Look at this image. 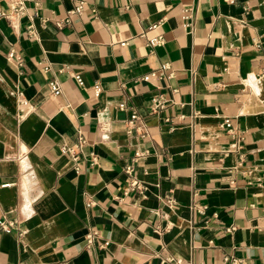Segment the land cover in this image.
Returning a JSON list of instances; mask_svg holds the SVG:
<instances>
[{
    "label": "crops",
    "instance_id": "0c3cea01",
    "mask_svg": "<svg viewBox=\"0 0 264 264\" xmlns=\"http://www.w3.org/2000/svg\"><path fill=\"white\" fill-rule=\"evenodd\" d=\"M161 62L169 77L141 79ZM78 135L74 168L60 144ZM3 216L0 264H264V0H27L19 23L0 16Z\"/></svg>",
    "mask_w": 264,
    "mask_h": 264
},
{
    "label": "built area",
    "instance_id": "2783aa9c",
    "mask_svg": "<svg viewBox=\"0 0 264 264\" xmlns=\"http://www.w3.org/2000/svg\"><path fill=\"white\" fill-rule=\"evenodd\" d=\"M232 1V0H230ZM81 2L76 5L71 11L73 12H80L81 11ZM27 15V0H8V7L6 9H0V16L9 18L14 20L15 22L19 23L20 19ZM66 21L65 19L59 20L56 22L57 26H61L63 22ZM163 42V38L161 36H157L155 38H149L148 44L151 46H155L157 44H160ZM13 56V52L10 51L8 53V57ZM170 68V65L168 62H161L156 69H153L141 76V79L143 80H149L151 78H162V77H169L170 71H168ZM74 77L78 84H83V79L80 76V74H74ZM48 87L50 89V92L52 94H59L61 91L60 85L57 80L53 79L48 82ZM93 92L95 95H98L101 91V83L99 81H94L92 84ZM21 104H26L24 100H21ZM165 104V98L162 94H156L151 99V109L153 111H157L158 109L162 108ZM121 107H125L124 102H121L119 104ZM25 107L22 108L21 114H24ZM141 118L137 112H132L129 117V124L135 125L136 122H140ZM231 122L229 117H225L221 123V126L227 127L228 131H232L231 128ZM241 135L236 134L233 137L232 142L229 143L228 150L239 152L241 149ZM85 145V139L82 137V135H78L76 140L71 143H61L60 144V150L62 152H65L69 155L72 166L74 168H77V162L81 156V153L83 151V147ZM138 156V154H137ZM126 170L129 172L133 171V166L128 165L126 167ZM131 184L138 186V181L136 179L132 180ZM15 225L14 220L8 219L5 216L0 218V231H9L11 228H13ZM93 238V233H90L88 235V240L91 241ZM224 261L226 264H244L245 260L242 257L235 256L233 254H226L224 256Z\"/></svg>",
    "mask_w": 264,
    "mask_h": 264
}]
</instances>
